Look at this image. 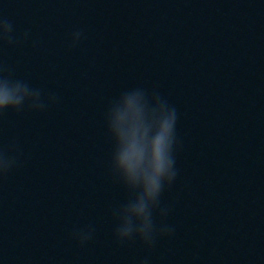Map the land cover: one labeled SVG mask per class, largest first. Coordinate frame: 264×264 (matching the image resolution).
Returning a JSON list of instances; mask_svg holds the SVG:
<instances>
[{
    "label": "water",
    "instance_id": "water-1",
    "mask_svg": "<svg viewBox=\"0 0 264 264\" xmlns=\"http://www.w3.org/2000/svg\"><path fill=\"white\" fill-rule=\"evenodd\" d=\"M0 15L19 41L0 42V67L59 98L0 114V147L20 149L0 175V264H264V0H0ZM136 87L178 112L156 218L175 231L151 249L114 236L129 193L105 112Z\"/></svg>",
    "mask_w": 264,
    "mask_h": 264
},
{
    "label": "clouds",
    "instance_id": "clouds-1",
    "mask_svg": "<svg viewBox=\"0 0 264 264\" xmlns=\"http://www.w3.org/2000/svg\"><path fill=\"white\" fill-rule=\"evenodd\" d=\"M25 32L23 39L28 40ZM84 38L76 30L71 36L75 47ZM15 46L13 24L0 15V42ZM59 102L55 93L45 95L38 87L22 79L6 75L0 67V114L8 111L22 112L25 108L43 112ZM178 112L158 92L151 93L142 87L122 91L113 98L105 112V125L112 141L111 170L129 193L125 203L113 209L117 223L116 240L123 244L139 239L151 249L158 237L171 236L175 228L167 223H157V216L167 217L169 208L162 206V196L176 182ZM20 151L13 142L10 147H0V175L17 167ZM94 227L74 231V238L86 245L94 234ZM144 264H148L147 258Z\"/></svg>",
    "mask_w": 264,
    "mask_h": 264
}]
</instances>
